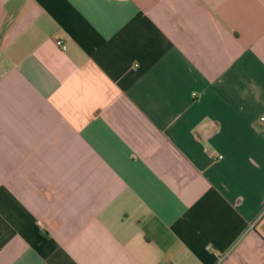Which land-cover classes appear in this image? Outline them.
<instances>
[{
	"label": "crops",
	"instance_id": "obj_1",
	"mask_svg": "<svg viewBox=\"0 0 264 264\" xmlns=\"http://www.w3.org/2000/svg\"><path fill=\"white\" fill-rule=\"evenodd\" d=\"M262 115L264 0H0V264H264Z\"/></svg>",
	"mask_w": 264,
	"mask_h": 264
},
{
	"label": "built area",
	"instance_id": "obj_2",
	"mask_svg": "<svg viewBox=\"0 0 264 264\" xmlns=\"http://www.w3.org/2000/svg\"><path fill=\"white\" fill-rule=\"evenodd\" d=\"M56 44L61 48V49H65V45L63 44V42H61L60 40L56 42ZM260 123L261 126L264 128V115H262L260 117Z\"/></svg>",
	"mask_w": 264,
	"mask_h": 264
}]
</instances>
